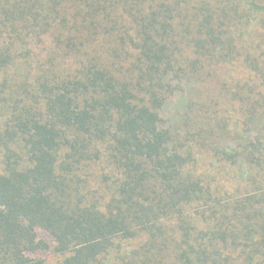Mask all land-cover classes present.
Listing matches in <instances>:
<instances>
[{
	"label": "trees",
	"instance_id": "1",
	"mask_svg": "<svg viewBox=\"0 0 264 264\" xmlns=\"http://www.w3.org/2000/svg\"><path fill=\"white\" fill-rule=\"evenodd\" d=\"M0 264H264V0H0Z\"/></svg>",
	"mask_w": 264,
	"mask_h": 264
},
{
	"label": "rangeland",
	"instance_id": "2",
	"mask_svg": "<svg viewBox=\"0 0 264 264\" xmlns=\"http://www.w3.org/2000/svg\"><path fill=\"white\" fill-rule=\"evenodd\" d=\"M173 103V106L175 107L176 105L174 104V102H172ZM172 103L170 104V106H172ZM174 107H173V109H174ZM52 258H50V260H51Z\"/></svg>",
	"mask_w": 264,
	"mask_h": 264
}]
</instances>
